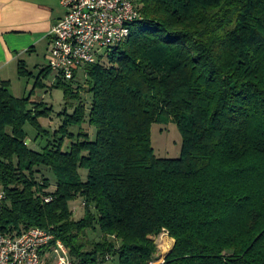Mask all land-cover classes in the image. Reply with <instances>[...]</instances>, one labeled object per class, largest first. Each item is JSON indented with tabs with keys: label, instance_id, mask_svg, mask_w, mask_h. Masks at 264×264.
<instances>
[{
	"label": "trees",
	"instance_id": "16d2710c",
	"mask_svg": "<svg viewBox=\"0 0 264 264\" xmlns=\"http://www.w3.org/2000/svg\"><path fill=\"white\" fill-rule=\"evenodd\" d=\"M135 7L142 20L129 39L80 68L84 86L75 85L79 70L52 84L66 101L52 134L40 124L52 109L14 97L0 79V233L51 229L75 264H150L165 230L174 245L163 264H264V0ZM18 75L33 77L23 61ZM170 123L181 156L160 159L152 126ZM28 124L50 138L41 152L27 143ZM84 124L97 129L94 141ZM77 199L80 220L70 207Z\"/></svg>",
	"mask_w": 264,
	"mask_h": 264
},
{
	"label": "built area",
	"instance_id": "2783aa9c",
	"mask_svg": "<svg viewBox=\"0 0 264 264\" xmlns=\"http://www.w3.org/2000/svg\"><path fill=\"white\" fill-rule=\"evenodd\" d=\"M60 4L65 15L50 32L47 67L54 75L52 84L59 79L70 81L83 66L104 61L129 39L132 26L142 20L135 0H60ZM4 199L0 188V214ZM161 235L169 233L164 230ZM164 257L150 264H163ZM0 264L75 263L70 249L51 229L32 228L19 236L0 233Z\"/></svg>",
	"mask_w": 264,
	"mask_h": 264
},
{
	"label": "crops",
	"instance_id": "0c3cea01",
	"mask_svg": "<svg viewBox=\"0 0 264 264\" xmlns=\"http://www.w3.org/2000/svg\"><path fill=\"white\" fill-rule=\"evenodd\" d=\"M64 15L60 0H0V79L10 82L14 97L23 93L18 63L25 62L32 78V68H47L50 32Z\"/></svg>",
	"mask_w": 264,
	"mask_h": 264
},
{
	"label": "rangeland",
	"instance_id": "374dc122",
	"mask_svg": "<svg viewBox=\"0 0 264 264\" xmlns=\"http://www.w3.org/2000/svg\"><path fill=\"white\" fill-rule=\"evenodd\" d=\"M48 62H49V55H48ZM47 62V63H48ZM45 60L40 62V67L42 65L47 64ZM41 68L38 69H31V71H34L37 76L39 75V72ZM36 76V75H35ZM54 78L53 73H49L46 78H44V84L46 85L45 88H35V82L36 78H22L21 79V98H28L30 97L32 99L31 103L39 104L44 103L45 106L48 109H52V112L49 113V116L47 118H41L40 124L42 127L48 131L50 134H52L54 131H56L60 125H61V118L59 117V114L64 111L66 101L64 99V94L61 90H57L52 88V79ZM85 83V75L82 71V69H79L78 71V78L76 80L75 85L78 86H84ZM88 88L85 87L82 90L83 94V100L86 106H89L91 101V95L87 93ZM43 95V97H42ZM31 106V105H30ZM69 113L72 112L71 108H68ZM83 129L85 132L89 133L90 139L94 141L97 136V129L93 126H89L88 124L83 125ZM25 131L28 134V140L30 142V147L38 152H41V148L45 147L50 140L48 136L43 134V137H40L38 135V132L31 126L26 125ZM78 130L77 128L71 129V132L76 133ZM152 135V146L155 152V155L160 159H178L181 156V150H182V135L177 128V126L173 123H170L168 125H159L154 124L152 126L151 130ZM70 145V142H66V147ZM44 176L47 177L50 181V192H53L55 190V178L54 176L44 170L43 171ZM80 175L82 177V180L84 182L87 181L88 172L87 171H80ZM71 210L74 213V218L76 220H80L84 216V207H83V201L81 199H77L70 203ZM100 238V233H89V239L98 241ZM156 245L158 248V258H166L168 253L172 250L174 240L170 236L160 235L156 237ZM103 264H117V261L110 260Z\"/></svg>",
	"mask_w": 264,
	"mask_h": 264
}]
</instances>
